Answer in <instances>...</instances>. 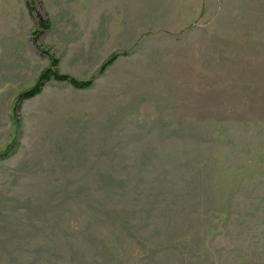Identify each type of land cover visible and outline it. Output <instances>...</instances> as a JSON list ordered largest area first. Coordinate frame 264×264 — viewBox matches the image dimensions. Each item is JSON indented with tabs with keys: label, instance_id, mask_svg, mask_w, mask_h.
I'll return each mask as SVG.
<instances>
[{
	"label": "rangeland",
	"instance_id": "obj_1",
	"mask_svg": "<svg viewBox=\"0 0 264 264\" xmlns=\"http://www.w3.org/2000/svg\"><path fill=\"white\" fill-rule=\"evenodd\" d=\"M32 1L119 56L19 128L2 83L0 264H264V0ZM30 17L0 0L1 56Z\"/></svg>",
	"mask_w": 264,
	"mask_h": 264
},
{
	"label": "crops",
	"instance_id": "obj_2",
	"mask_svg": "<svg viewBox=\"0 0 264 264\" xmlns=\"http://www.w3.org/2000/svg\"><path fill=\"white\" fill-rule=\"evenodd\" d=\"M97 22L94 18L50 17V28L41 36L39 44L59 59V70L62 73L87 80L96 74L105 61L103 53L110 50V46L101 41L105 30L96 28L101 25ZM33 29L34 21L30 17L24 39H8L7 53L5 57L0 55V87L2 83L9 81L17 84L19 89L30 88L41 71L48 66V59L45 56L42 58V53L31 40ZM63 83L50 81L42 92L33 98L46 95L44 100L47 109L64 105L65 96L53 89V86H56L57 90Z\"/></svg>",
	"mask_w": 264,
	"mask_h": 264
},
{
	"label": "trees",
	"instance_id": "obj_3",
	"mask_svg": "<svg viewBox=\"0 0 264 264\" xmlns=\"http://www.w3.org/2000/svg\"><path fill=\"white\" fill-rule=\"evenodd\" d=\"M26 6L32 20L34 21V29L31 33V40L38 47L42 55L48 59L49 64L38 75L32 87L19 91L15 97L13 113L14 120L16 121L18 128L20 123L19 113L24 102L40 94L47 83H49L50 81H58L69 83L76 89L89 88L93 84L95 79L98 76L104 74L108 67L111 66L119 56L118 54H113L112 56H110L102 63L96 74H94L87 80H80L69 74L62 73L59 70V59L56 58L49 49H46L39 44L41 36H43L44 33L50 28V18L44 16L42 12L35 6L32 0H26ZM15 141L16 140H14V142L7 147V150L5 152L0 153V159H5L9 156V154L15 148V144H17L15 143Z\"/></svg>",
	"mask_w": 264,
	"mask_h": 264
}]
</instances>
